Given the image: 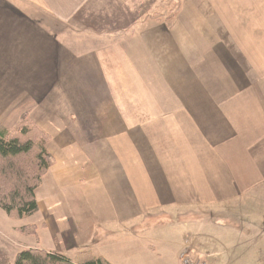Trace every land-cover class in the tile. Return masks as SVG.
<instances>
[{"label": "crops", "instance_id": "obj_1", "mask_svg": "<svg viewBox=\"0 0 264 264\" xmlns=\"http://www.w3.org/2000/svg\"><path fill=\"white\" fill-rule=\"evenodd\" d=\"M23 121L51 157L24 248L264 264V0H0V126ZM216 206L241 236H113Z\"/></svg>", "mask_w": 264, "mask_h": 264}, {"label": "trees", "instance_id": "obj_2", "mask_svg": "<svg viewBox=\"0 0 264 264\" xmlns=\"http://www.w3.org/2000/svg\"><path fill=\"white\" fill-rule=\"evenodd\" d=\"M178 4L176 1L171 6V13ZM48 139V133L34 122L11 129L0 126V207L7 215L21 219L37 211L35 190L51 162L46 150ZM14 264L112 263L85 248L70 257L55 250L29 247L17 251Z\"/></svg>", "mask_w": 264, "mask_h": 264}, {"label": "rangeland", "instance_id": "obj_3", "mask_svg": "<svg viewBox=\"0 0 264 264\" xmlns=\"http://www.w3.org/2000/svg\"><path fill=\"white\" fill-rule=\"evenodd\" d=\"M169 9L170 5L163 3L160 9L148 11L146 14L158 18L161 13L167 12L166 20H169L173 14ZM23 122L27 123V121ZM14 127L16 126L5 128ZM158 212L146 216L134 228L123 230L122 234L117 233L113 236H144L145 238L148 236H201L205 240L210 236L215 238L231 236V232L241 236L238 233L240 228L236 225L247 222V213L233 206L202 207L179 211L163 209ZM37 231L40 232V228L36 229L32 224L31 217L26 216L18 219L7 215L0 207V264H14L17 251L24 249L25 245L28 244L36 245L34 236H37ZM248 235L246 225L243 236ZM198 248L200 252L194 250L196 258L206 262V264H211L209 257L205 254L206 252L203 253L204 251H201L200 247ZM232 250L231 247H227V251Z\"/></svg>", "mask_w": 264, "mask_h": 264}, {"label": "built area", "instance_id": "obj_4", "mask_svg": "<svg viewBox=\"0 0 264 264\" xmlns=\"http://www.w3.org/2000/svg\"><path fill=\"white\" fill-rule=\"evenodd\" d=\"M179 264H206V262L197 259L194 250L185 249L180 254Z\"/></svg>", "mask_w": 264, "mask_h": 264}]
</instances>
